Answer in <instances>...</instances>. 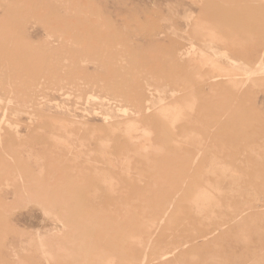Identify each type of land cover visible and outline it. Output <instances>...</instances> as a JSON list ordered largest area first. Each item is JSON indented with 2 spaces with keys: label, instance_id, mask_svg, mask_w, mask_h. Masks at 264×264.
Segmentation results:
<instances>
[{
  "label": "rangeland",
  "instance_id": "1",
  "mask_svg": "<svg viewBox=\"0 0 264 264\" xmlns=\"http://www.w3.org/2000/svg\"><path fill=\"white\" fill-rule=\"evenodd\" d=\"M0 264H264V0H0Z\"/></svg>",
  "mask_w": 264,
  "mask_h": 264
},
{
  "label": "bare ground",
  "instance_id": "2",
  "mask_svg": "<svg viewBox=\"0 0 264 264\" xmlns=\"http://www.w3.org/2000/svg\"><path fill=\"white\" fill-rule=\"evenodd\" d=\"M148 250V249H147ZM164 257V256H163ZM146 260V259H145Z\"/></svg>",
  "mask_w": 264,
  "mask_h": 264
}]
</instances>
